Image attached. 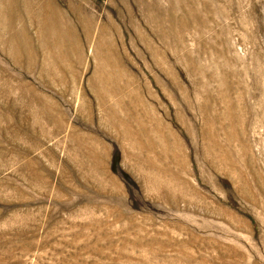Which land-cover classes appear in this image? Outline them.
I'll return each mask as SVG.
<instances>
[{"label": "rangeland", "instance_id": "374dc122", "mask_svg": "<svg viewBox=\"0 0 264 264\" xmlns=\"http://www.w3.org/2000/svg\"><path fill=\"white\" fill-rule=\"evenodd\" d=\"M35 1L65 41L0 0V264H264V0Z\"/></svg>", "mask_w": 264, "mask_h": 264}, {"label": "bare ground", "instance_id": "6f19581e", "mask_svg": "<svg viewBox=\"0 0 264 264\" xmlns=\"http://www.w3.org/2000/svg\"><path fill=\"white\" fill-rule=\"evenodd\" d=\"M24 1H25V6L27 7V9H29L30 7H33L36 4L37 13H40L43 16H45V18L41 21V25H42L41 37L43 38V41H44V38L47 39L48 37H52L54 42L62 43L64 40L63 37H65L64 36L65 33L63 32L64 30L62 29L60 24L56 22V19L60 15L58 10H55V8L51 6V4L47 5L45 2H39L35 0H24ZM6 8H7L6 10H8L10 6L7 5ZM116 124H118V122Z\"/></svg>", "mask_w": 264, "mask_h": 264}]
</instances>
